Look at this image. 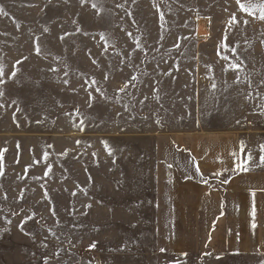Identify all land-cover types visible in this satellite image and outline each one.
<instances>
[{"label":"rangeland","instance_id":"374dc122","mask_svg":"<svg viewBox=\"0 0 264 264\" xmlns=\"http://www.w3.org/2000/svg\"><path fill=\"white\" fill-rule=\"evenodd\" d=\"M0 69V264H264L143 220L157 135H262L264 0H0Z\"/></svg>","mask_w":264,"mask_h":264},{"label":"crops","instance_id":"0c3cea01","mask_svg":"<svg viewBox=\"0 0 264 264\" xmlns=\"http://www.w3.org/2000/svg\"><path fill=\"white\" fill-rule=\"evenodd\" d=\"M201 118L199 109L197 125L157 135L143 154V220L155 225L156 251L264 256V150L251 143L264 130L211 129Z\"/></svg>","mask_w":264,"mask_h":264},{"label":"bare ground","instance_id":"6f19581e","mask_svg":"<svg viewBox=\"0 0 264 264\" xmlns=\"http://www.w3.org/2000/svg\"><path fill=\"white\" fill-rule=\"evenodd\" d=\"M199 28L201 34H204V32H206V23L203 19H200Z\"/></svg>","mask_w":264,"mask_h":264},{"label":"snow or ice","instance_id":"6c2138e0","mask_svg":"<svg viewBox=\"0 0 264 264\" xmlns=\"http://www.w3.org/2000/svg\"><path fill=\"white\" fill-rule=\"evenodd\" d=\"M38 50V49H37ZM236 67H239V65H236ZM0 72H2V69H0ZM250 158V157H249ZM262 160H264V158H262ZM94 247V245H93Z\"/></svg>","mask_w":264,"mask_h":264}]
</instances>
